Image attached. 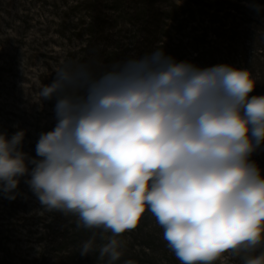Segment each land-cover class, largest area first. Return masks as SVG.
Here are the masks:
<instances>
[{
    "label": "clouds",
    "instance_id": "obj_1",
    "mask_svg": "<svg viewBox=\"0 0 264 264\" xmlns=\"http://www.w3.org/2000/svg\"><path fill=\"white\" fill-rule=\"evenodd\" d=\"M256 12L264 5L251 0ZM68 59L39 91L55 101L54 127L0 131V196L21 181L42 208L100 229L99 259L115 264L147 211L180 264H213L223 253H254L264 242V95L246 68L201 67L157 48L97 70ZM111 233L105 236V233ZM97 233L79 249L97 250ZM125 264H135L125 261ZM244 264H264V252Z\"/></svg>",
    "mask_w": 264,
    "mask_h": 264
},
{
    "label": "rangeland",
    "instance_id": "obj_2",
    "mask_svg": "<svg viewBox=\"0 0 264 264\" xmlns=\"http://www.w3.org/2000/svg\"><path fill=\"white\" fill-rule=\"evenodd\" d=\"M256 2L264 5V0ZM35 31L52 36L53 50L42 52L35 46L25 50L23 39ZM17 45L22 51L13 53ZM161 47L177 60L201 67L227 63L246 68L256 80L252 94L264 95V11L256 12L251 0H0V63L10 61V66H0V90L13 86L12 81L15 87H28L32 79L39 87L28 101L39 103L36 108L48 107L52 119L55 101L43 102L39 96L42 86L54 78L55 73L47 74L51 67L56 70L62 62L78 59L94 61L99 71ZM30 51L33 60L27 57ZM21 67L25 74L19 77L15 69ZM28 101L23 104L30 105ZM24 116L27 118L26 113ZM40 125L38 121L31 127L39 134L51 130L54 120L43 128ZM6 129L16 131L0 125V131ZM26 135L25 147L35 150L32 134ZM30 154L35 155L33 151ZM252 159L264 171V150ZM19 190L21 195L12 201L0 196V264H107V257L99 259L98 247L106 243L99 239L100 229L77 227L75 215L45 210L23 181ZM9 232L24 233L25 239L17 240L27 247L20 248L23 252L12 250L16 241L8 237ZM93 232L97 233V250L82 257L80 246ZM118 238L125 246L115 264L128 260L135 264H180L150 211L146 210L136 229ZM261 252L264 242L254 253L227 251L213 264H244L245 256Z\"/></svg>",
    "mask_w": 264,
    "mask_h": 264
},
{
    "label": "bare ground",
    "instance_id": "obj_3",
    "mask_svg": "<svg viewBox=\"0 0 264 264\" xmlns=\"http://www.w3.org/2000/svg\"><path fill=\"white\" fill-rule=\"evenodd\" d=\"M6 16H9L10 18H12V14L7 13ZM19 32L20 31H17L16 34H18ZM23 40H25V50L33 46L37 47V49H39L42 52H50L51 50H53V46L51 45L53 38L51 35L46 34L45 32H39V34H37L35 31L32 34H30L27 38H24ZM8 50H11V48H9ZM12 51L13 53L14 51H16L17 53H20L22 51V48L19 45H17L15 48L14 47L12 48ZM27 57L33 60V52L32 53L31 51L28 52ZM6 65L10 66V61L4 60L0 63V66H6ZM15 70H16V73L19 75V77L25 74V70L23 67L16 68ZM55 71L56 70L51 67V69L47 71V74L52 76V74H54ZM28 82H29L28 87H24V86L22 87L20 85H17L15 87L14 81H12L14 87L11 86L10 88L5 89L4 91H2L3 88L0 90V92L2 93V96L0 94L1 96L0 98V125L2 127L9 128V127H13L14 124L19 123V125L22 128H26L28 130L27 133L32 134L34 138V142L36 144L38 137H39V134L37 133L38 129L31 127V125H34V124L38 125V121H41L40 126L41 128H43L44 125L52 124L53 119L51 118V116L48 115V113L51 112L48 107L41 105L39 108H36V106L39 103L36 104V103H32L28 101V97L31 95L32 91L35 88L39 87L38 84L34 83L32 79H29ZM11 91H12V96H13L12 98L10 97ZM25 100H27L30 105L25 106L23 104ZM20 101L22 102L21 104H20ZM35 111H38V112H35ZM7 113H11V116L7 117ZM25 113L27 114V118L24 116ZM15 114H16V117H15ZM9 130L10 129H6L8 134L11 135L12 133H9ZM27 139L28 138L26 135L25 141H24V151L29 152V153L33 151L35 153V150H29L27 147H25ZM8 237H11V239L16 241V243L11 245L12 250L23 252L22 250H24V248L25 249L27 248L25 246L22 247L20 243H17V240L25 239L24 233L19 234V233L9 232Z\"/></svg>",
    "mask_w": 264,
    "mask_h": 264
}]
</instances>
